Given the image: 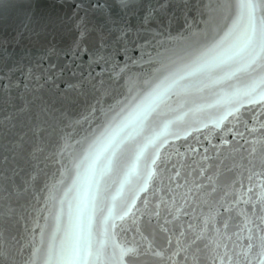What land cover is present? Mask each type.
<instances>
[{"label":"water","instance_id":"obj_1","mask_svg":"<svg viewBox=\"0 0 264 264\" xmlns=\"http://www.w3.org/2000/svg\"><path fill=\"white\" fill-rule=\"evenodd\" d=\"M161 2L133 0L123 14L108 0L114 19L147 35L135 48L124 41L118 50L107 28L101 42L100 11L80 37L73 0H0V47L8 53L0 59L2 264H44L69 203L97 188L102 199L87 209L93 231L109 244L136 249L124 264H258L264 66L229 80L188 78L141 128L126 130L133 152L122 170L101 177L89 168L90 146L127 115L116 101L133 85L131 95L146 80L154 86L191 64L230 22L228 0H167L147 21Z\"/></svg>","mask_w":264,"mask_h":264},{"label":"snow or ice","instance_id":"obj_2","mask_svg":"<svg viewBox=\"0 0 264 264\" xmlns=\"http://www.w3.org/2000/svg\"><path fill=\"white\" fill-rule=\"evenodd\" d=\"M56 2L63 3L64 0H56ZM73 2L75 7L72 19L80 37L87 34L89 17L100 11L104 17V23L100 26L102 43L107 42L105 28L108 29L107 35L117 40L118 50L124 41L135 48L141 40H147V35L141 33L139 29H133L130 24L112 17L110 13L112 5L108 3V0H95V2L88 0L87 3L85 0H73ZM115 4L119 6L121 13L128 14L133 7V0H115ZM166 7L167 0H162L159 8L145 14V19L151 22L152 17ZM227 10L229 16L226 19L230 22L224 26L223 34L207 52L191 64L172 71L154 86L150 80H146V87L135 95H131L137 87L133 85L129 89V96H126L124 100L116 101L117 105H123L120 112L127 111V115L115 130L105 129L90 146L87 157L91 161L90 169L97 168L101 177L109 171L122 170L128 164L129 156L133 152L132 145L126 144L125 140H133L134 137L126 130L141 128L161 104L165 103L173 89L182 87V82L188 78L217 77L220 80H229L237 72L251 74L256 72L257 68L264 66V0H228ZM7 55V49L0 47V59ZM259 83L264 84V76L260 77ZM258 87L259 84L253 81L252 91L255 92ZM259 95L260 100H264V88L260 89ZM249 102L259 103L260 101L250 100ZM97 103L100 102L97 101ZM236 111L238 112L239 109ZM229 115L233 113L230 112ZM121 133L123 135H120ZM142 154L141 149L136 159L139 160ZM152 164H156L155 159L152 160ZM95 183L99 185L100 181L97 180ZM98 195L102 199L99 188L96 192H89L81 199L69 203L67 223L63 228L57 226L52 237L53 242L45 253L44 264H124L125 256L135 254V248L109 244L97 238L92 227V217L87 209L96 203ZM112 227L117 226L113 224ZM109 248L112 249L111 252ZM251 248L252 245L249 244V251ZM244 255L247 256V253ZM248 264H251V261ZM258 264H264V252L260 253Z\"/></svg>","mask_w":264,"mask_h":264}]
</instances>
